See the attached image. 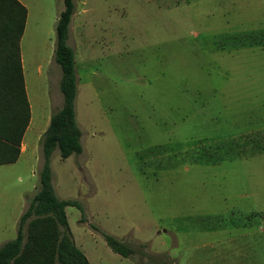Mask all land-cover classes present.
Masks as SVG:
<instances>
[{
    "label": "rangeland",
    "instance_id": "rangeland-1",
    "mask_svg": "<svg viewBox=\"0 0 264 264\" xmlns=\"http://www.w3.org/2000/svg\"><path fill=\"white\" fill-rule=\"evenodd\" d=\"M30 147L0 166V245L39 189L37 137L61 108L63 0H23ZM263 32V33H260ZM264 0H73L80 154L51 185L89 264H264ZM246 36H251L247 40ZM255 37V38H252ZM132 250L123 257L103 235Z\"/></svg>",
    "mask_w": 264,
    "mask_h": 264
},
{
    "label": "trees",
    "instance_id": "trees-1",
    "mask_svg": "<svg viewBox=\"0 0 264 264\" xmlns=\"http://www.w3.org/2000/svg\"><path fill=\"white\" fill-rule=\"evenodd\" d=\"M72 14L73 0H63V10L55 23L54 49V61L61 70L62 106L51 115L48 127L39 139L42 158L39 189L27 200L15 239L0 245V264H89L67 231L65 208L80 209V205L58 199L51 185L53 152L57 149L60 159L65 160L82 151L81 132L75 121L74 52L66 43ZM25 19L26 9L17 0H0V165L17 161L30 120L19 50ZM260 33L259 39L252 37L258 46L264 42ZM245 38L248 40L251 36ZM103 238L112 252L123 257L132 254L129 246L112 236L105 234Z\"/></svg>",
    "mask_w": 264,
    "mask_h": 264
},
{
    "label": "crops",
    "instance_id": "crops-1",
    "mask_svg": "<svg viewBox=\"0 0 264 264\" xmlns=\"http://www.w3.org/2000/svg\"><path fill=\"white\" fill-rule=\"evenodd\" d=\"M25 9H26V19H25V25H24V30H23V32L25 31V28H26V24H27V19H28V17H29V9H28V5L26 4V2H24L23 0H17ZM56 20H57V18H56ZM22 64V63H21ZM22 71H23V69H22ZM23 78H24V76H23ZM25 85V84H24ZM25 92H26V89H25ZM27 95V94H26ZM28 100V99H27ZM28 104H29V102H28ZM29 108H30V105H29ZM60 109V108H59ZM49 120H50V117L49 118H47V122H46V128H45V130L47 129V127H48V124H49ZM30 124H31V112H30V120H29V124H28V127H27V129H26V131H25V133H24V136H23V138H22V141H21V144H20V154H19V157H21L22 156V154L30 147V138H27L26 137V133L29 131V128H30ZM45 132V131H44ZM44 132H40L39 134H38V137H37V142L39 141V139L41 138V136H42V134L44 133ZM19 157H18V159H19ZM18 159H17V161H18ZM16 161V162H17ZM16 162H14V163H12V164H15ZM12 164H6V165H12ZM0 166H3V165H0ZM26 207H27V203L25 204V209H26ZM25 209H24V211H25ZM23 211V212H24ZM22 212V213H23ZM22 214H20V216H21ZM20 216H19V218H20ZM19 218H18V220H17V224H18V221H19Z\"/></svg>",
    "mask_w": 264,
    "mask_h": 264
}]
</instances>
